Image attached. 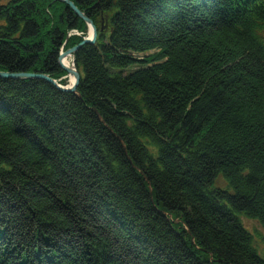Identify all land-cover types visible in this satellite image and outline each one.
I'll return each mask as SVG.
<instances>
[{"label":"trees","instance_id":"trees-1","mask_svg":"<svg viewBox=\"0 0 264 264\" xmlns=\"http://www.w3.org/2000/svg\"><path fill=\"white\" fill-rule=\"evenodd\" d=\"M69 1L77 96L0 79V264H264V0ZM71 31L0 5V72L68 85Z\"/></svg>","mask_w":264,"mask_h":264},{"label":"water","instance_id":"water-1","mask_svg":"<svg viewBox=\"0 0 264 264\" xmlns=\"http://www.w3.org/2000/svg\"><path fill=\"white\" fill-rule=\"evenodd\" d=\"M64 5H66L79 19H81L89 29V35L84 38L79 44L74 46L73 48L67 49L66 51H61L58 55V66L59 68L64 71L67 75H71L73 77V84L72 85H60L58 81L53 80L48 75L44 74H27V73H19V74H10L7 72H0V79H13V80H42L49 83L53 86L57 91L63 93H70L77 96L76 88L79 83V74L74 67V59L72 60V69L66 68L62 64V59L66 57L74 56L75 52L80 49L84 45H94L97 37V30L92 22L85 17V15L80 12L75 5L70 2L69 0H55ZM149 193H151V189L149 188Z\"/></svg>","mask_w":264,"mask_h":264},{"label":"rangeland","instance_id":"rangeland-1","mask_svg":"<svg viewBox=\"0 0 264 264\" xmlns=\"http://www.w3.org/2000/svg\"><path fill=\"white\" fill-rule=\"evenodd\" d=\"M9 1H11V0H0V5L7 4ZM88 35H89V29L87 28L86 34L83 35V36H82L81 33L75 31V33H70L69 32L67 34V37L77 36V37L86 38ZM150 54H152V52H148V53H145V54H132V56L134 58H136V59H140L141 60V59L145 58L147 55H150ZM70 59H71V63H72L73 58L70 57ZM139 68H140L139 65H132V66L124 69L123 73L125 75H127V74H129V73H131V72H133V71H135V70H137ZM67 76L63 77L62 79L65 80V78H67ZM66 83H68V85H69V80H66ZM221 180L218 183L221 184L220 186L224 185L223 189H226V184L223 183L224 182L223 180L222 181ZM241 222L244 225L245 229L248 230L251 233V235L253 236V247H254L258 257L263 259L264 258V240H263L264 239V230H263V228L256 221L247 219L245 217L241 218Z\"/></svg>","mask_w":264,"mask_h":264},{"label":"bare ground","instance_id":"bare-ground-1","mask_svg":"<svg viewBox=\"0 0 264 264\" xmlns=\"http://www.w3.org/2000/svg\"><path fill=\"white\" fill-rule=\"evenodd\" d=\"M62 64L66 68L72 69V63H71L70 57H66V58L62 59ZM68 80H69V85H72L73 84V77L71 75H68Z\"/></svg>","mask_w":264,"mask_h":264},{"label":"built area","instance_id":"built-area-1","mask_svg":"<svg viewBox=\"0 0 264 264\" xmlns=\"http://www.w3.org/2000/svg\"><path fill=\"white\" fill-rule=\"evenodd\" d=\"M70 33H75V31H71Z\"/></svg>","mask_w":264,"mask_h":264}]
</instances>
